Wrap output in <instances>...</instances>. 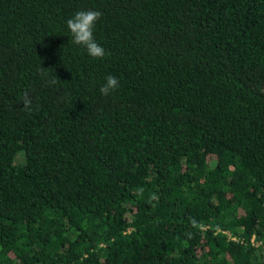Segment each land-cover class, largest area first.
I'll use <instances>...</instances> for the list:
<instances>
[{
	"label": "trees",
	"instance_id": "obj_1",
	"mask_svg": "<svg viewBox=\"0 0 264 264\" xmlns=\"http://www.w3.org/2000/svg\"><path fill=\"white\" fill-rule=\"evenodd\" d=\"M0 264H264V0H0Z\"/></svg>",
	"mask_w": 264,
	"mask_h": 264
},
{
	"label": "clouds",
	"instance_id": "obj_2",
	"mask_svg": "<svg viewBox=\"0 0 264 264\" xmlns=\"http://www.w3.org/2000/svg\"><path fill=\"white\" fill-rule=\"evenodd\" d=\"M101 16L102 13L98 10H81L77 11L73 17L67 20V27L70 30L72 42L85 48L87 53L95 59H103L108 55L106 50L96 41L93 35V30ZM45 69L46 68L43 66L38 69L41 77L49 76V73L45 71ZM47 83L49 85H54L58 83V80L54 76L49 79ZM119 86V80L113 75H108L105 78V83L100 88V93L107 97L114 93ZM32 104V98L29 96L28 92H25L23 96L24 108L30 112L32 111Z\"/></svg>",
	"mask_w": 264,
	"mask_h": 264
}]
</instances>
